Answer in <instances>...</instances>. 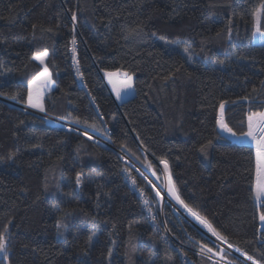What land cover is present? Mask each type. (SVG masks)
Segmentation results:
<instances>
[{
	"label": "trees",
	"instance_id": "16d2710c",
	"mask_svg": "<svg viewBox=\"0 0 264 264\" xmlns=\"http://www.w3.org/2000/svg\"><path fill=\"white\" fill-rule=\"evenodd\" d=\"M261 2L0 0V231L9 224V260L0 253V264H220L195 252L197 242L213 244L172 206L164 205L163 217L173 240L165 242L151 227L139 189L157 216L159 200L125 150L147 157L156 174L157 162L166 159L182 198L235 249L264 264V239H258L264 237L258 231L264 228V205L251 190L255 151L215 125L221 100L228 102L225 118L237 134L247 131L250 112L264 111V45L252 43L251 23ZM234 13L238 27L228 40ZM137 25L143 34L125 39L122 29ZM74 34L82 78L72 58ZM160 37L175 43L165 45ZM186 47L191 62L182 51ZM45 48L54 83L44 97V114L72 124L78 119L75 125L122 149L133 167L111 147L4 101L25 106L28 81L41 70L31 56ZM101 69L129 72L133 95L118 100ZM169 73L174 78L165 81ZM93 124L95 129L88 127ZM209 140L207 153H201L200 145ZM125 168L136 177L135 186ZM53 204L72 213L61 232ZM224 259L248 264L229 252Z\"/></svg>",
	"mask_w": 264,
	"mask_h": 264
},
{
	"label": "snow or ice",
	"instance_id": "6c2138e0",
	"mask_svg": "<svg viewBox=\"0 0 264 264\" xmlns=\"http://www.w3.org/2000/svg\"><path fill=\"white\" fill-rule=\"evenodd\" d=\"M218 5L209 4V7H217ZM262 18H264V0H262L261 5L259 8L255 9L251 13V23H252V36L253 38L259 39V42L261 45H264V23H262ZM71 19L73 22V25L75 26L77 22V13L74 11L71 14ZM240 20H243L244 17L241 15L239 17ZM247 23V21H245ZM59 27V25H57ZM238 27V21L236 18V14H233L232 18H229L227 22V39H232V34L234 31V28ZM33 32H35L37 26L34 24L32 26ZM125 33L124 38L127 39L130 36H141L143 34V27L141 25H137L136 28L128 29L125 27L122 29ZM47 31H52V29H48ZM73 33H75V27H73ZM153 36L156 35L155 32L152 33ZM160 39L164 40L165 45L168 44H174L175 41H169L165 39L164 37H160ZM0 43H3V41H0ZM71 43L73 45L71 51L73 53V60L76 62V68L78 75L81 76L82 74L79 72V62L76 60V48L75 45L77 43L75 34L72 37ZM204 41H202V44ZM183 52L187 55V59L189 62L192 60V53L188 47L183 49ZM49 56L48 50L45 48L43 51L40 52H34L31 56V60L38 61L39 64L42 66L41 70L31 79L28 81L27 85V98L25 100L26 106L29 108L37 109L40 112H45V105L43 103L42 99V91L41 89L44 87L51 88L53 85V81L51 79V73L49 71V68L47 64L45 63L47 57ZM239 58V57H238ZM221 64H223V61H220ZM0 68H3V64L0 63ZM101 71L104 73V76L107 78L108 83L112 86V91L116 94L117 99H122L123 94L127 91L133 88V77L132 75L127 72L123 71L121 69H117L115 72L107 71L105 69H101ZM179 71V69H177ZM264 71V70H262ZM0 75H4L3 72H0ZM119 77H122L118 79ZM174 73H169L167 76L163 77L165 81L173 79ZM255 91V89H253ZM11 99L15 100L17 98L16 95H13L10 97ZM241 99L245 101H249L252 98L249 96H244ZM95 101V98L93 97V102ZM226 101L221 100L219 103V108L217 110L216 118H215V125L216 128L219 130V132L229 134L233 137L238 138H250L251 141L255 142V149H256V155H255V175H254V181L252 185V193L257 202H260L264 200V111H254L250 112L247 115V131L241 132L237 134L232 127L229 126L226 118H225V106ZM233 104L236 103V101H232ZM63 119V117H61ZM23 121H21V124ZM73 123L79 124L80 121L78 119L73 120ZM85 124L87 122L85 121ZM88 127H91L95 129V125H88ZM71 130V129H70ZM81 135L87 136L89 140L92 139L91 136H88L87 132L80 133ZM219 134V133H218ZM212 141L209 140L204 144H201L199 147V151L201 153H207L208 147L211 145ZM33 147H39V145H33ZM123 147V145H121ZM79 151V149H77ZM15 156V153H12L8 156V160H12ZM139 159V158H138ZM144 163L145 167L151 171V174L153 176H156V171L154 169V165L152 161L148 160L147 157L144 158L142 161ZM159 163L163 165V172L167 175V195L171 197L172 200H174L177 204H179L181 207H183L186 212L193 217L200 225L203 226L204 229L207 230V233L211 234V237H214L215 240H212L211 243L213 244V247H209L207 243H199L197 242L199 246V253L198 254H209L208 258L211 259L213 256L220 257L221 260L225 258V249L221 247L220 245H227V248L231 249L234 248L235 245H233L229 237L224 235L221 231L217 229V227L214 226L212 222H210L206 216L202 215L201 212L197 209V207H194L190 204H188L183 198L182 195L177 188L176 184L172 180V175L169 168V163L166 159L160 158ZM125 172H128V178L131 180V183L133 186L137 184V179L135 176L131 174V171L127 168L124 169ZM139 171V169H137ZM141 176H143L144 180L148 182V184H152V181L148 179V176L144 173H141ZM81 177L82 173L77 172L76 173V187H79L81 184ZM47 186L45 185V188ZM152 190L155 192L156 197H159L161 201H163V197H161V193L159 190H157V186L153 185ZM141 199L143 201L144 206L147 208L149 216H151L152 220L155 221L156 216L153 215V209L151 207H148L149 200L146 198V193L143 188L139 189ZM68 195H71V193H68ZM101 195L100 192H97V197ZM104 195H108L107 193H104ZM52 208L60 212L59 215L56 216L55 219V227L58 232H61L64 230L66 225V219L72 215L69 211H61L58 204H53ZM259 221L262 226H264V210L259 212ZM11 223V220L9 221ZM9 231V224H5L2 231H0V253L3 254L4 261L7 262L9 260L8 255V236L7 233ZM258 231H264V228L258 229ZM95 231H92L91 235L88 237V242L91 243L92 237L95 236ZM161 238H164V234L161 233ZM209 237V239H211ZM203 239V237H202ZM258 239H264V237H258ZM219 242V243H217ZM26 247V246H25ZM214 248L217 249L214 251ZM237 252H241L244 256H246L247 260L253 261V264H260L259 261L253 260V257L251 255H248L247 252H244L243 249L236 247L235 249ZM112 251L109 249V256H111ZM181 255L187 256L186 252H181ZM228 264H235V261H229Z\"/></svg>",
	"mask_w": 264,
	"mask_h": 264
},
{
	"label": "rangeland",
	"instance_id": "374dc122",
	"mask_svg": "<svg viewBox=\"0 0 264 264\" xmlns=\"http://www.w3.org/2000/svg\"><path fill=\"white\" fill-rule=\"evenodd\" d=\"M160 40V39H159ZM252 43H255V44H260V42H259V39H258V37L257 38H253V36H252ZM183 51V50H182ZM45 63H46V61H45ZM120 78H122V77H119L118 79H120ZM105 82L107 83V85L109 86V88H110V91H111V93L116 97V94L112 91V86L108 83V80H107V78L105 77ZM131 95H133V88L132 89H130V90H127L124 94H123V96H122V98H127V97H130ZM117 98V97H116ZM119 100V99H118ZM25 106H26V104H25ZM27 107V106H26ZM50 124H53V125H56V126H62V127H64V128H67V129H72V130H75V131H77L78 133H83V132H87V134H88V136H91L92 137V139L93 140H95V141H97V142H99V143H101L102 145L105 143V140L106 139H104V138H102V137H100V136H97L94 132H92V131H89V130H86V129H84V128H82V127H80V126H77V125H75V124H72V123H70V122H67V121H59V120H55L54 118H51V117H49L48 115H46L45 114V116H43ZM222 133V132H221ZM223 135H225V136H227L228 138H230L231 140H233V141H236V142H243V143H246V144H248L249 146H252L253 148H254V151H255V155H256V149H255V142L254 141H251L250 140V138H239V139H236V138H238V137H233V136H231V135H229V134H226V133H222ZM85 137H87V136H85ZM128 154H129V156H131L132 158H133V160L136 162V164H138L140 167H142V168H140V167H133L132 165H131V162L129 161V160H127V162L137 171V169H139V171H137L139 174H141V173H144L145 175H147L148 176V179L149 180H151L152 181V184H148L151 188H153V185H159L160 186V188H162L163 190H164V192H165V198L163 199V200H165V202L164 203H166V204H168V205H170V206H172V208L176 211V213L177 214H179L183 219H185L187 222H189L190 224H192L195 228H197L201 233H203L205 236H207L208 238L209 237H211V234L210 233H207V230L206 229H204L203 228V226L202 225H200L193 217H191L187 212H186V210L183 208V207H181L179 204H177L174 200H172L171 199V197H169L168 195H167V175L163 172V165H161L159 162H157V169L159 170V174H156V176H153L152 174H151V171L149 170V169H147L146 167H145V165H144V163H142V161L144 160L142 157H143V155H141V153H139L138 152V154L136 153V154H134V153H131V152H129L128 150H125ZM139 158V159H138ZM148 183V182H147ZM155 193V192H154ZM158 199H159V197H158ZM161 202H163V201H161V200H159V204H161ZM165 204V205H166ZM180 211H183V212H185L186 213V216H183L182 214H180V212H179V210ZM212 239L214 240L215 238L214 237H211V241H212ZM217 243H219V242H217ZM221 247H223L226 251L225 252H228L227 251V247L225 248L224 247V245H220ZM226 246V245H225ZM232 249V248H231ZM230 249V250H231ZM232 254L233 253H235V254H237V256H235L234 254V256L235 257H237V258H240V257H242V258H244L243 257V255L240 253V252H237L236 250H233L232 249ZM240 257H239V256ZM241 259V258H240ZM244 259H246L247 260V258H244ZM245 261V260H244ZM245 262H247V261H245ZM250 263H248V264H253V261H249Z\"/></svg>",
	"mask_w": 264,
	"mask_h": 264
},
{
	"label": "built area",
	"instance_id": "2783aa9c",
	"mask_svg": "<svg viewBox=\"0 0 264 264\" xmlns=\"http://www.w3.org/2000/svg\"><path fill=\"white\" fill-rule=\"evenodd\" d=\"M241 144L243 143L242 141L240 142ZM103 146H108V147H113L109 142H108V140H105V143L103 144ZM254 149V148H253ZM117 153H118V155L120 156V158H121V160L122 161H124V162H126L125 160H124V158H123V156H122V154H120L117 150H115ZM126 163H128V162H126ZM129 164V163H128ZM130 165V164H129ZM156 186H157V190H159L160 191V193H161V197H163V198H165V192H164V190L162 189V188H160V186L159 185H157L156 184ZM158 198V197H157ZM158 200H160V198L158 199ZM165 202V200H163V202H161V204H160V208H159V216H157V215H155L156 216V219H155V221H153L152 220V218H151V216H149V219H148V221H149V223H150V225H151V227L158 233V235H160L161 233H163L164 234V238H163V240L165 241V242H168V241H171V240H173V235H172V233L170 232V230L168 229V227H167V225H166V222H165V220H164V217H163V210H164V205L166 204V203H164ZM258 205H264V200H262V201H260V202H258ZM153 215H154V213H153ZM160 237H161V235H160ZM213 240V239H212ZM215 240V239H214ZM179 244V243H178ZM224 247L226 248L227 247V245L225 246L224 245ZM227 249V251L229 252V253H231L232 254V249L233 250H235V248H232L231 250L229 249V248H226ZM195 252L198 254L199 253V250H195ZM201 255V254H200ZM203 255H205V256H209V254H207V253H205V254H203ZM211 260H213V261H218L220 264H228V260H226V259H223V260H221L220 259V257H217V256H213L212 258H211Z\"/></svg>",
	"mask_w": 264,
	"mask_h": 264
},
{
	"label": "crops",
	"instance_id": "0c3cea01",
	"mask_svg": "<svg viewBox=\"0 0 264 264\" xmlns=\"http://www.w3.org/2000/svg\"><path fill=\"white\" fill-rule=\"evenodd\" d=\"M38 64H39V62L38 61H36ZM40 65V64H39ZM40 67H42L41 65H40ZM53 88V85H52V87L51 88H47V87H44V88H42L41 89V91H42V99H43V103H44V97H45V95L51 90ZM26 107V106H25ZM28 110H30L31 112H33V113H37L38 115H40V114H44V112H40V111H38L37 109H33V108H29V107H26ZM56 120V119H55ZM237 139H239V138H237ZM239 143V142H238Z\"/></svg>",
	"mask_w": 264,
	"mask_h": 264
},
{
	"label": "water",
	"instance_id": "95a60500",
	"mask_svg": "<svg viewBox=\"0 0 264 264\" xmlns=\"http://www.w3.org/2000/svg\"><path fill=\"white\" fill-rule=\"evenodd\" d=\"M4 101L5 102H8V103H11V104H13V105H15V106H17V107H20V108H22V109H25V110H28L25 106H21V105H18V104H16V103H14V102H9V101H7V100H5L4 99ZM28 111H30V110H28ZM40 115H42V116H45V114H40ZM235 142V141H234ZM236 143H238V142H236ZM239 144H241V143H239ZM112 149L113 150H117L116 148H114V147H112ZM235 256H237V254H235V253H233ZM239 256V255H238ZM240 257V256H239ZM242 260H243V258L242 257H240Z\"/></svg>",
	"mask_w": 264,
	"mask_h": 264
},
{
	"label": "bare ground",
	"instance_id": "6f19581e",
	"mask_svg": "<svg viewBox=\"0 0 264 264\" xmlns=\"http://www.w3.org/2000/svg\"><path fill=\"white\" fill-rule=\"evenodd\" d=\"M237 139V138H236ZM241 139V138H240ZM236 142V141H235ZM240 143V142H239ZM117 149V151L120 153V154H122V156H123V154H124V151L122 150V149H118V148H116ZM126 152V151H125ZM179 210V209H178ZM179 212H180V214H182L183 216H186V213L185 212H183V211H180L179 210ZM244 257V256H243ZM245 258V257H244ZM243 258V260H245V261H247L248 263H250L249 262V260H246V259H244Z\"/></svg>",
	"mask_w": 264,
	"mask_h": 264
}]
</instances>
